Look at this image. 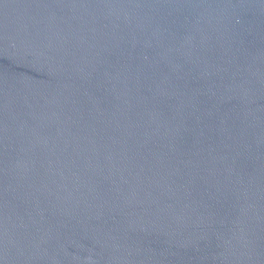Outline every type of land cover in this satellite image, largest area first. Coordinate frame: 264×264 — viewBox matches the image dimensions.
<instances>
[{"label": "water", "instance_id": "water-1", "mask_svg": "<svg viewBox=\"0 0 264 264\" xmlns=\"http://www.w3.org/2000/svg\"><path fill=\"white\" fill-rule=\"evenodd\" d=\"M0 264H264V0H0Z\"/></svg>", "mask_w": 264, "mask_h": 264}]
</instances>
